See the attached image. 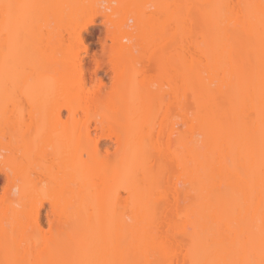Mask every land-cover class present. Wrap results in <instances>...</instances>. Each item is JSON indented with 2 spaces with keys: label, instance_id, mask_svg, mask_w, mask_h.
Masks as SVG:
<instances>
[{
  "label": "bare ground",
  "instance_id": "1",
  "mask_svg": "<svg viewBox=\"0 0 264 264\" xmlns=\"http://www.w3.org/2000/svg\"><path fill=\"white\" fill-rule=\"evenodd\" d=\"M0 173V264H264V0H0Z\"/></svg>",
  "mask_w": 264,
  "mask_h": 264
},
{
  "label": "rangeland",
  "instance_id": "2",
  "mask_svg": "<svg viewBox=\"0 0 264 264\" xmlns=\"http://www.w3.org/2000/svg\"><path fill=\"white\" fill-rule=\"evenodd\" d=\"M96 23L85 29L83 33L85 45L90 47L93 54L96 56L102 49V36L105 34L104 17L97 15L95 18ZM5 176L0 173V190L5 186ZM43 220L45 225L49 224L48 205L43 211Z\"/></svg>",
  "mask_w": 264,
  "mask_h": 264
},
{
  "label": "clouds",
  "instance_id": "3",
  "mask_svg": "<svg viewBox=\"0 0 264 264\" xmlns=\"http://www.w3.org/2000/svg\"><path fill=\"white\" fill-rule=\"evenodd\" d=\"M125 42H127V41H125ZM14 194H17V195L19 194V188L14 190Z\"/></svg>",
  "mask_w": 264,
  "mask_h": 264
},
{
  "label": "snow or ice",
  "instance_id": "4",
  "mask_svg": "<svg viewBox=\"0 0 264 264\" xmlns=\"http://www.w3.org/2000/svg\"><path fill=\"white\" fill-rule=\"evenodd\" d=\"M6 7H9V8H10V7H12V6H11V5H7ZM133 23H134V22H133Z\"/></svg>",
  "mask_w": 264,
  "mask_h": 264
}]
</instances>
